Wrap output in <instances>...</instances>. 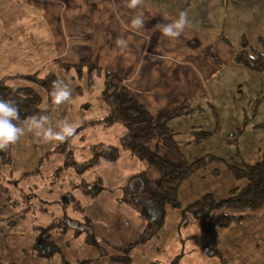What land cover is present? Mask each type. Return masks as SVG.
<instances>
[{"label": "rangeland", "instance_id": "374dc122", "mask_svg": "<svg viewBox=\"0 0 264 264\" xmlns=\"http://www.w3.org/2000/svg\"><path fill=\"white\" fill-rule=\"evenodd\" d=\"M20 2L21 0H18L16 5L18 8ZM107 2L110 3V0ZM6 3H9V0H0V5ZM27 8L25 7V11ZM3 9L0 8V13ZM12 13L17 14V11ZM45 31V24L34 10H31L29 17L24 16L22 19L12 14L0 18V79L10 72L32 74L41 69L39 77L52 72L57 79L64 80L73 89L72 99L65 104L50 105L48 92L30 81V85H23L28 81L24 78L22 84L14 86H31L41 97L40 106L47 107L53 121L66 120L72 123L76 130L86 122L106 116L109 108L101 98L103 74H97L95 70L89 74L86 68L91 61L105 65L102 57L105 51L97 49L98 54H101L97 59L91 57L93 52L90 47L83 50L89 58L82 62L84 70L81 77L74 68L66 71L57 61H53L58 59L64 63L79 64L78 60L81 58L72 57L70 61L69 58L57 55ZM82 32V29L77 32L78 39L85 38L89 42L87 31L81 34ZM262 32L263 29L259 33L251 32L253 40L248 35L246 37L253 46H258L257 35ZM11 40L15 42V48L12 49L8 42ZM113 42L116 45V39ZM220 43L225 44L222 41ZM198 46L203 47V44L199 42ZM210 51L213 56L211 59L216 65H221L223 57L217 47L214 49L211 45ZM31 56L32 59H29ZM185 69L188 70L189 66H185ZM93 73L97 75L93 76ZM166 77L167 75L162 76L161 80ZM12 84H17L16 80ZM220 86L222 90H232L234 97L239 100L235 79ZM129 89L131 90L130 87ZM131 92L133 93L132 90ZM212 102L209 103L213 107L209 103L208 107L215 125L213 108L218 117L221 110H217L218 105L216 104V108ZM260 105L256 113L251 105L248 116L253 126L248 133L247 126L250 121L242 135L237 138V145L227 142L226 136L235 132L239 126L227 132L223 140L210 143L206 141L202 144L204 153H197L198 147L192 149L194 152H182L188 161L206 155H212L220 161L196 172L182 183L178 192V208L170 205L160 206L154 199L143 194V184L146 185L148 181L153 183L157 172L147 161L139 160L128 150L118 146L119 137L125 131L119 122L111 125L93 123L83 126L68 139L69 149L72 150L73 158L79 166L85 165L95 156L99 145L118 147L120 159L110 162L100 159L98 164L84 170L74 166L64 167L67 148L64 151L54 150L62 141L46 143L33 133H26L15 145L7 149L9 162L5 161L0 152V264H125L126 256L131 258L130 264H166V261L172 258L170 256L173 252L178 248L179 251L182 249V244L177 240L180 235L183 237V243L188 245L190 238H193L192 264H212V261L232 264L231 260L236 264H264V206L257 210H224L243 218L234 220L223 230L215 224L218 210H213L205 220L192 219L187 213V219L180 225L179 232L177 231L182 209L199 196L209 193L215 199H223L228 196L230 189L242 188L247 184L246 179H236L228 166L242 168L244 163L253 164L263 156L264 108L261 110ZM197 107L193 106L194 109ZM106 108L107 113L104 111ZM221 114L223 116L222 112ZM203 116L204 123L200 124L201 127H194L196 132L214 129L208 116ZM227 122V128H231L235 123L228 119ZM221 131L220 120L219 132ZM211 138L212 136L208 139ZM198 145L201 144H195ZM132 194L142 201L145 215L124 201V197ZM159 217L164 218L165 224L155 236L130 249L124 247L128 250L127 253L120 248L138 240L147 221ZM192 232L194 236L190 237ZM38 237L56 245L57 248L48 257H41L36 253L34 245ZM174 242L178 248L171 251ZM188 245H183V249L189 250ZM47 247V251H50L51 247ZM224 247L230 258L228 263H225L224 256L218 251H222ZM43 251L46 253V249ZM120 255L123 258H120ZM209 260L210 263L207 262Z\"/></svg>", "mask_w": 264, "mask_h": 264}, {"label": "crops", "instance_id": "0c3cea01", "mask_svg": "<svg viewBox=\"0 0 264 264\" xmlns=\"http://www.w3.org/2000/svg\"><path fill=\"white\" fill-rule=\"evenodd\" d=\"M17 4L18 0H9V3L0 5V8H4L0 18L12 14L22 19L24 16L29 17L31 10H34L45 24L46 36L57 55L69 58L70 61L72 57H80L79 63L88 60L89 57L83 52L88 47L93 52L91 57L99 59L101 54H98L97 49H103L105 52L102 57L106 64L96 61L98 66L125 80L136 98L151 114L155 115L162 109H175L183 102L188 103L191 108L198 106L193 108L191 115L176 117L169 122V127L176 133L174 139L184 154L188 150L194 152L192 149L197 147L196 152L202 153L205 150L202 144L206 141L210 143L223 140L227 132L243 124L244 115L248 116L251 100L264 95V74L233 61L234 53L241 48V37L248 35L251 38V32L259 33L264 28V0H143V4L135 9L126 6L127 0H110V3L107 0H21L19 8ZM25 7H28L27 11ZM13 11H17V14L12 13ZM180 12L187 13L188 26L176 39L164 36L159 25L170 22L166 18H178ZM138 14L142 15L145 24L137 30L132 26L131 20ZM147 14L149 18L146 19ZM80 29L87 31L89 42L85 38L78 39L77 32ZM221 35L233 43H220ZM118 38H124L127 46L122 48L114 45V39ZM8 42L11 49L15 48L13 40ZM199 42L203 47L198 46ZM211 45L214 49L216 46L223 57L221 65H216L209 55L204 54V49ZM185 66H189V69H185ZM12 73L15 72L2 77L22 74ZM94 75L97 74L93 73ZM164 75L167 77L161 80ZM231 79H235L237 84L236 94L240 95L239 100L234 97L232 90H222L220 86ZM15 80L17 84L13 85L16 86L25 81L18 77ZM15 80L12 78L7 83ZM26 82L23 85H30L29 81ZM211 101L223 113L222 116L219 112L222 131L195 146L192 143L195 139L194 127H201L200 124L204 123L203 115L208 116L209 122L214 125L208 107ZM260 106L262 110L264 103ZM199 108L202 112L198 111ZM104 111L107 113L108 109ZM227 119L235 121L231 128L225 127ZM206 120L208 122L207 118ZM252 126L251 121L247 126L248 133ZM117 159H120V155ZM181 218L180 215L178 232L180 225L184 224ZM193 233H190V237L194 236ZM177 240L182 244V249L179 251L174 242L171 251H175V248L178 250L173 252L166 264L175 260V264H192L193 238L188 241L189 245L183 243L181 235ZM183 245H188L190 251L183 249ZM218 251L224 256L225 263H228L230 258L226 254V248ZM210 260L207 262L210 263ZM231 263L236 264L234 260ZM212 264L221 262L212 261Z\"/></svg>", "mask_w": 264, "mask_h": 264}, {"label": "trees", "instance_id": "16d2710c", "mask_svg": "<svg viewBox=\"0 0 264 264\" xmlns=\"http://www.w3.org/2000/svg\"><path fill=\"white\" fill-rule=\"evenodd\" d=\"M264 28L261 34H258V46H253L249 40L243 35L241 37V48L233 55V61L236 64L242 65L247 69L264 74ZM221 40L230 45L229 39L221 35ZM211 46L204 51L205 55L213 57L210 51ZM66 71L72 68L76 70L79 76L83 74V64H69L54 59ZM89 74L95 70L97 74H103V88L101 91V98L108 106L109 113L101 119L90 121L82 124L77 128L78 133L83 126L91 125L93 123H103L104 125H111L119 122L124 126V134L121 137L120 147L128 150L131 155L139 160L147 161L153 169L157 172V177L154 178L153 183L147 182L144 185L143 194L147 197L156 200L160 206L170 205L173 208L179 207L178 192L182 183L191 175L210 166L211 164L220 161L212 155H206L197 158L193 161H188L178 144L176 143L175 131L169 127L170 120L176 117L188 116L193 113V109L186 102H183L175 109H164L157 114H151L144 104L139 101L131 92L125 81L110 71H102L95 61L90 62L86 66ZM41 69L32 74H19L15 76H5L0 79V99L14 101L20 111L21 120L24 118L37 115L47 114L41 112V97L31 86L9 87L8 80L21 77L30 82L38 84L48 92L49 103L53 105L50 92L52 90L53 82L57 80L55 74L49 72L44 77H39ZM78 76V77H79ZM80 77V78H81ZM264 101V95L259 98L251 100L253 112L256 113L257 107ZM210 104V103H209ZM210 106H212L210 104ZM213 107V106H212ZM201 112V109H198ZM213 116L215 120L214 129L211 131H194L195 139L193 144L201 143L211 136L218 134L220 131V119L216 110L213 108ZM251 121V118L244 115L243 124L236 128L235 132H231L226 136V141L230 144L237 145V138L242 135L246 126ZM75 132V133H76ZM69 139V138H68ZM68 139L60 142L54 150L61 149L64 151L67 148V157L65 159L64 167H79L82 170L90 166L98 164L101 160L115 161L119 155L117 146L106 145L98 146L95 156L87 161L85 165H77L78 163L73 158V152L69 149ZM96 149V150H97ZM53 151V150H52ZM6 162H9L10 156L8 151H0ZM101 157V158H100ZM228 168L238 180L246 179L247 184L242 188H232L227 197L223 199H215L211 194L207 193L188 204L181 211V217L184 221L187 213L196 219H206L210 216L213 210H218L219 214L215 218V224L224 228L229 226L234 220H241L243 216H235L224 210H257L264 205V154L260 160L253 164L244 163L242 168L234 165H229ZM216 171V169H214ZM217 174V173H216ZM1 182V181H0ZM152 182V181H151ZM124 201L132 206L136 211L145 215L142 201L131 196L124 197ZM164 225V218L159 217L153 220H148L139 239L121 246L128 249L135 245L151 239L155 234L162 229ZM51 245H50V244ZM43 241L41 238L35 240L34 248L36 253L41 257H48L56 245L49 241ZM49 245L50 251H47ZM43 249H46L44 253ZM124 252L128 250L124 249ZM121 256V257H120ZM120 258H123L120 255ZM125 264L131 263V258L125 257ZM176 260L170 264H175Z\"/></svg>", "mask_w": 264, "mask_h": 264}, {"label": "clouds", "instance_id": "9594fccd", "mask_svg": "<svg viewBox=\"0 0 264 264\" xmlns=\"http://www.w3.org/2000/svg\"><path fill=\"white\" fill-rule=\"evenodd\" d=\"M143 0H127V7L138 8ZM170 22L159 25L164 36L171 39L178 38L188 26L187 13L180 12L178 18H166ZM131 24L139 29L144 25L142 15H135ZM116 44L126 47L127 41L118 38ZM14 85L10 82L9 87ZM73 89L62 79L53 82L50 96L55 105L65 104L72 99ZM41 112L46 113L47 107L42 106ZM76 132L74 125L66 120L53 121L47 114L31 115L21 120L18 105L12 100L0 99V151H6L9 146L15 145L26 133H33L43 142L64 141L72 137Z\"/></svg>", "mask_w": 264, "mask_h": 264}]
</instances>
